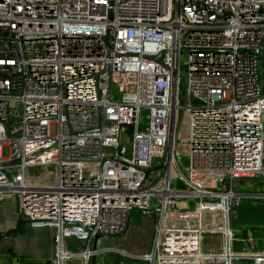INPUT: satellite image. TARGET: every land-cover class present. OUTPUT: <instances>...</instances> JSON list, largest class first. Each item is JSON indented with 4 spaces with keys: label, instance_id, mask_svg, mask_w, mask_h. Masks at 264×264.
Instances as JSON below:
<instances>
[{
    "label": "built area",
    "instance_id": "1",
    "mask_svg": "<svg viewBox=\"0 0 264 264\" xmlns=\"http://www.w3.org/2000/svg\"><path fill=\"white\" fill-rule=\"evenodd\" d=\"M262 55L264 0H0V195L56 230L44 264H90L133 209L149 264H264L232 225L264 203L236 189L264 187Z\"/></svg>",
    "mask_w": 264,
    "mask_h": 264
},
{
    "label": "rangeland",
    "instance_id": "2",
    "mask_svg": "<svg viewBox=\"0 0 264 264\" xmlns=\"http://www.w3.org/2000/svg\"><path fill=\"white\" fill-rule=\"evenodd\" d=\"M182 75L185 77V71ZM113 97L118 100L120 93L113 88ZM148 123V112L143 111L141 124L146 126ZM8 156V150H4V157ZM173 187L179 189L178 182L173 176ZM254 188L242 183L236 186L240 191L264 192L259 182H251ZM13 202L11 201L10 205ZM243 213L236 211L232 216V225L235 230L234 238H241L246 230H253L257 237H264V203L259 200H245L239 208ZM238 209V210H239ZM155 215L144 216L142 210L133 209L130 216L128 230L125 235L119 238L102 239L97 244L98 253L96 260L98 264H149L145 262L146 256L152 252V242L155 235ZM40 230V229H39ZM81 242V241H80ZM70 243H73L71 241ZM69 243V244H70ZM81 244L74 243L71 252H75L82 247ZM69 251V250H68ZM93 258L90 260L92 264ZM238 264V263H237Z\"/></svg>",
    "mask_w": 264,
    "mask_h": 264
},
{
    "label": "crops",
    "instance_id": "3",
    "mask_svg": "<svg viewBox=\"0 0 264 264\" xmlns=\"http://www.w3.org/2000/svg\"><path fill=\"white\" fill-rule=\"evenodd\" d=\"M251 187H254L253 184ZM11 201L13 203L10 205ZM236 211L244 214L241 209ZM19 216L15 197L4 198V196L0 195V236L5 235L0 237V264H44L50 262L56 251V230L54 228L34 229L25 222L18 232L13 234L11 232L17 227ZM254 233L258 241L259 250H264V237L262 239L257 237L256 232ZM71 241L73 243H70ZM81 242L75 238H69L65 242V247L67 250L72 251L70 249L72 244H81ZM82 243V247L75 252L85 249V243ZM238 264L249 263L238 262Z\"/></svg>",
    "mask_w": 264,
    "mask_h": 264
},
{
    "label": "water",
    "instance_id": "4",
    "mask_svg": "<svg viewBox=\"0 0 264 264\" xmlns=\"http://www.w3.org/2000/svg\"><path fill=\"white\" fill-rule=\"evenodd\" d=\"M153 59H154V60H157V61L160 62V61H161V56L154 57ZM261 59H262L263 62H264V55L261 56ZM181 85L184 86V82H182ZM13 163H14V162H13ZM13 163H12V164H13ZM10 184H12V183H10ZM23 224H25V221L22 219L21 216H19V219H18V225H17V227L15 228V230H13L11 233H13V234L17 233L18 230H19V228H20ZM4 236H5V235H2V236H0V237H4ZM100 239H103V238H101V237H99V236L95 237V244H94V247H93L94 249H97V242H98ZM92 264H98V261L96 260V257L93 258Z\"/></svg>",
    "mask_w": 264,
    "mask_h": 264
}]
</instances>
